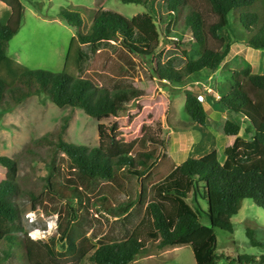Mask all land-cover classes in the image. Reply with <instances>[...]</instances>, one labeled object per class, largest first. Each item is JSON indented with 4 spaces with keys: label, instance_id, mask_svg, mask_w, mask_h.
Wrapping results in <instances>:
<instances>
[{
    "label": "trees",
    "instance_id": "trees-1",
    "mask_svg": "<svg viewBox=\"0 0 264 264\" xmlns=\"http://www.w3.org/2000/svg\"><path fill=\"white\" fill-rule=\"evenodd\" d=\"M23 1L0 0L11 11L7 23L0 22V106L8 102L0 110V116L32 96H45L58 107L81 109L98 120L117 118L143 97L140 89H109L89 76L79 77L66 70H30L10 59L8 44L22 25ZM119 1L141 5L146 10L129 17L113 9H98L87 30L78 11L61 10V19L76 32L65 67L71 63L78 66L85 59L86 50L91 49L103 56L104 69L107 61L111 62L109 70L119 79L115 84L137 76L140 70L146 80L157 79L170 87L184 88L189 81L208 79L223 64L234 42L220 33L229 27L231 18L243 29L247 46L264 50V0ZM186 31L190 33L188 46L195 43L198 47V59L189 57L184 41ZM161 37L169 46L166 51L159 50ZM111 42L115 57L100 47ZM217 93L219 98L211 96V100L232 118L241 120V123L226 120L223 125L224 133L235 138L224 150V161L188 157L177 165L157 151L160 144L154 139L147 141L153 150L138 156L124 153L116 141V125L110 128L113 152L101 146L76 145L63 139L69 122V117H64L53 145L54 151L61 155L57 159L53 156L47 164V182L41 193H28L34 210L39 209L47 217L57 216L56 230L46 240H32L13 227L20 220L15 202L20 192L18 164L15 159L0 156V168L7 171V178L0 180V264L12 256L13 248H17V253L20 251V264H43L34 253V246L44 247L49 264H59L65 259H76L79 264L88 254L82 243L90 240H95L88 256L91 264H131L148 252L141 239L134 232L124 238L99 237L93 231L88 235L87 215L95 211L115 221L125 218L142 205V178L150 173L159 177L157 192L172 195L178 203L174 218L160 203L146 204L153 225L148 235L157 241L156 248L189 245L196 264H218L222 259L227 264H264V255L236 258L219 255L214 233L215 228L233 232L232 217L239 213L244 200H252L257 207L264 208V73L254 72L251 64L243 60L231 77L217 86ZM181 119L187 125L172 130H197L201 141L195 148L204 150L210 138L208 115L203 101L188 90ZM240 124L245 126L246 136L251 134L250 138L241 136ZM189 192L193 206L186 202ZM116 193L127 197L125 206L114 205ZM201 217L208 224L201 222ZM247 234L253 245H260L250 232Z\"/></svg>",
    "mask_w": 264,
    "mask_h": 264
},
{
    "label": "rangeland",
    "instance_id": "rangeland-1",
    "mask_svg": "<svg viewBox=\"0 0 264 264\" xmlns=\"http://www.w3.org/2000/svg\"><path fill=\"white\" fill-rule=\"evenodd\" d=\"M22 25L18 33L10 40L7 54L10 59L21 67L30 70L41 69L51 72L73 73L79 77H91L100 86L109 89L135 88L143 92V97L131 103L121 117H109L101 120L89 117L81 109H72L68 106L58 107L45 96H32L15 108L0 116V156L15 159L18 164V185L20 192L15 197V202L20 211V220L13 225L24 231L32 240H46L53 234L57 227V216L47 217L39 209L34 210L29 192L39 194L47 182L48 163L53 156L60 157L61 153L54 151L56 131L60 128L63 118L69 117V122L63 139L76 145H85L89 148L104 147L113 152L110 143L112 125H116L115 137L120 151L141 155V153L153 150L149 147L148 139H154L160 144L161 153L172 159L177 165L188 157L202 158L205 161L217 159L224 161V150L234 142L233 136L224 133L223 125L226 120L241 123L240 119H234L219 105L211 100V96L217 100V86L231 77L232 71L237 70L243 64V60L252 62L254 72L264 73V50H255L245 44L244 31L240 24L230 19V25L220 34L228 35L231 42L230 53L220 68L205 80L189 81L184 88L170 87L166 82L160 83L157 79L146 80L140 70L133 78L119 81L118 76L110 72V61L104 69L101 62L103 56L98 51L87 49L86 56L78 66L72 63L65 67L66 55L72 38L76 35L75 29L70 27L60 17L62 9L78 11L85 21L87 30L94 13L98 9H113L125 16H134L145 11V7L136 4H125L119 0H25ZM11 11L0 2V22L6 24ZM179 29L182 26L179 25ZM161 32V28L159 26ZM190 33L185 32L184 41L188 46ZM176 40V39H175ZM114 45L102 43L101 49L114 55ZM159 50H168L169 46L161 37ZM189 57L199 58L198 47L195 43L188 46ZM115 57V55H114ZM100 73V76L97 74ZM102 75V76H101ZM185 90L190 91L203 101L208 115L207 129L210 138L206 142L204 150H196V145L201 141V134L197 130L189 132H176L173 127H184L187 124L182 121V106L185 100ZM10 101V100H9ZM7 100L0 106V110L7 106ZM12 104V103H11ZM232 118V119H231ZM241 126V136L246 139L244 125ZM45 138L41 143L35 141ZM56 153V154H55ZM7 178V171L0 168V180ZM144 194L142 205L134 209L128 216L120 220L108 219L104 215L91 211L87 215L86 227L88 235L93 231L97 236L124 238L134 232L147 247L148 252L139 256L131 264H196L193 250L189 245L180 247L156 248L157 241L152 240L148 232L153 230L152 218L146 211V204L158 202L170 217H175L178 203L172 195L163 196L157 192L159 177L150 173L142 178ZM114 205L125 206L127 197L121 193L113 194ZM42 199V198H41ZM43 199H45L43 197ZM186 202L193 206L192 194L189 192ZM203 207L205 203L202 202ZM201 222L208 224L201 217ZM126 227V230L123 227ZM233 232H227L218 228L214 229L216 236V252L230 258L239 255H264V208L257 207L252 200H244L239 213L232 217ZM260 245L251 243L249 235ZM95 240L82 243V247L88 254L79 264H91L88 256L92 253ZM13 248L12 256L3 264H20V251ZM33 251L43 264L50 261L45 255L43 246H34ZM17 253V254H16ZM19 259V260H18ZM59 264H78L76 259H65ZM218 264H227L222 259Z\"/></svg>",
    "mask_w": 264,
    "mask_h": 264
},
{
    "label": "crops",
    "instance_id": "crops-1",
    "mask_svg": "<svg viewBox=\"0 0 264 264\" xmlns=\"http://www.w3.org/2000/svg\"><path fill=\"white\" fill-rule=\"evenodd\" d=\"M248 61L252 64V62L248 59ZM189 132V131H188Z\"/></svg>",
    "mask_w": 264,
    "mask_h": 264
}]
</instances>
